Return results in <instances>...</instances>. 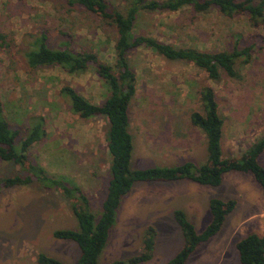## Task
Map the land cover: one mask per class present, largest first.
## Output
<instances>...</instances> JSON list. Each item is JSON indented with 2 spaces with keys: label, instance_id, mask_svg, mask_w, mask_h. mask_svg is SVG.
Segmentation results:
<instances>
[{
  "label": "rangeland",
  "instance_id": "obj_1",
  "mask_svg": "<svg viewBox=\"0 0 264 264\" xmlns=\"http://www.w3.org/2000/svg\"><path fill=\"white\" fill-rule=\"evenodd\" d=\"M108 2L125 12L129 0ZM44 30L50 34L52 48L59 49L69 42L71 47L93 51L102 63L114 66L117 29L92 13L70 8L66 0H0V36H6L9 43L6 50L0 48V89L6 117L23 134L33 123L44 120L46 136L31 148L30 161L44 167L50 176L72 179L90 199L91 210L100 215L112 162L107 141L110 124L106 117L85 120L72 113L70 100L60 91L71 86L90 102L99 104L106 100L109 91L93 69L80 74H69L62 68L31 70L25 53L33 37ZM134 34L153 37L176 48L218 52L253 46L254 53L249 63L237 66L236 78L222 74L215 81L191 63L170 61L146 48L133 50L129 60L137 75V93L129 108V131L134 145L132 169L175 167L177 162L169 164L161 158L171 154L170 148L176 152L180 145L184 149L205 145V134L192 125L191 114L202 112L199 91L206 85L214 88L224 119V159L240 158L262 137L264 26L254 27L245 15L228 18L216 9L201 14L184 9L143 12ZM180 162L191 161L181 157L177 164ZM259 162L264 167V153ZM21 174L24 172L19 166L0 160V177ZM174 183L136 185L137 194L149 193L151 199L160 196L149 205L155 213L132 215L123 210L100 264L140 254L149 227L156 230L150 264H168L181 251L184 233L174 214L169 213L176 200L169 193H178L182 202L196 194L203 201L208 197L235 200L236 209L227 217L222 231L202 245L187 264H241L237 243L251 234L264 235V193L253 175L228 173L219 187H198L187 180ZM210 214L204 210L203 215L197 216L194 211L187 215L197 232L202 233L212 220ZM78 223L71 203L60 192L48 190L38 181L3 189L0 264H39V255L77 264V243L59 240L54 232L75 230Z\"/></svg>",
  "mask_w": 264,
  "mask_h": 264
},
{
  "label": "trees",
  "instance_id": "obj_2",
  "mask_svg": "<svg viewBox=\"0 0 264 264\" xmlns=\"http://www.w3.org/2000/svg\"><path fill=\"white\" fill-rule=\"evenodd\" d=\"M70 8H80L96 15L105 24L117 29L115 43L116 64L101 62L99 56L90 50L75 49L69 42L59 49L49 45L50 34L46 30L34 36L30 49L25 53L31 70L42 68H62L69 74H80L93 69L109 91L102 105H95L75 88L64 86L60 93L70 101L72 113L82 119L106 117L109 121L107 136L112 158L107 194L102 204V212L96 215L91 210V201L82 188L72 179L62 175L50 176L46 169L30 161L31 148L44 140L46 130L41 118L23 134L21 128L14 127L6 117L0 89V160L19 166L24 174L14 177H0V193L3 189L30 185L38 181L48 190L60 192L72 205L79 221V230H59L54 236L63 241H73L80 249L77 264H100V257L106 248L123 198L139 182L172 183L192 181L202 186L219 187L226 174H251L261 185L264 193V167L259 159L264 153V134L253 143L240 158H223L222 140L224 119L219 113L217 95L209 85L199 91L202 112L191 114V123L203 131L207 139L208 159L202 165L193 162L175 167H154L132 169L133 136L130 128L129 108L137 93V75L132 68L129 54L136 49L146 48L170 61L191 63L204 70L211 80L218 81L222 74L230 78L238 76L237 66L249 63L254 47H234L218 52L201 51L196 48H176L159 40L134 34L138 18L143 12H179L190 9L196 14L216 9L219 14L234 18L248 17L254 27L264 26V0H129L125 12L114 8L108 0H66ZM65 35V34H64ZM1 49H7V37L0 36ZM235 200H210L212 220L207 228L198 233L195 225L183 210L174 213L177 224L184 233L185 245L168 264H187L192 255L204 244L210 242L223 229L227 217L236 209ZM156 230L149 227L143 251L128 260L109 264H144L154 256ZM241 264H264V235L251 234L237 243ZM39 264H64L61 261L39 255Z\"/></svg>",
  "mask_w": 264,
  "mask_h": 264
},
{
  "label": "crops",
  "instance_id": "obj_3",
  "mask_svg": "<svg viewBox=\"0 0 264 264\" xmlns=\"http://www.w3.org/2000/svg\"><path fill=\"white\" fill-rule=\"evenodd\" d=\"M104 102H102V104ZM93 104H95V105H102V104H99V103H93ZM130 124H131V122H130ZM204 137H206V136L204 135ZM204 143H205V145L203 144L201 146V148H200V146H194V145H192L189 149H184V148H182L184 146H181L180 145L178 147V149L176 150V152H173L171 150V148H170L169 151L171 152V154L170 153H167L164 156H162L161 158L164 160L165 163H169V164L172 163V162H177L178 163L179 162V158H181V157H183L185 160H189V161H191L193 163L196 162V163H198V165L204 164L203 162H207V159H208V146H207V139L206 138L204 140ZM193 147H195V148H193ZM200 160H201L202 163H199ZM177 163H176L175 166H179V165L183 164L184 162L183 163L180 162L179 164H177ZM132 165H133V159H132ZM166 166L167 165H163L162 167H166ZM167 167H174V165L167 166ZM184 181H186V180H184ZM180 182H183V181H178V182H175L174 184H176V183L178 184ZM139 183H145V182H139ZM191 183H192V181H191ZM136 185L133 187L132 191L127 196H125L123 198L121 207H120V209L118 211L117 221H116L115 226L117 225V223L119 221L120 213L123 210H127L128 212H131L132 215H140V213H144V214L145 213H149V214L155 213L154 211H151L150 210L149 205L153 201L157 200L160 196L159 197L155 196V198H152L151 199L149 193L144 194V195L137 194V191L135 190L136 189L135 188ZM194 185H197L198 187H201L202 186V185L199 186V184H197V183H194ZM202 187H205V186H202ZM169 195H171L173 199H176L175 202L173 203V206L171 207V209L169 211V213H171V214L172 213L174 214L176 210H183L186 214H189V212L190 213H193V211H194V213L197 216L203 215L204 214V210H205V212H207L209 214L211 213V211H209L210 210V200H211L209 197L206 198L203 201V200H199L198 199V197H199L198 195L199 194H196V195H191V199L190 200H186L185 202H182L181 201V198L178 196V193H175V195H172V194L169 193ZM195 196L197 198H194ZM215 198L219 199V197H215ZM162 201H164V200H162ZM190 221L195 225V223L192 220H190ZM75 230H79V223H78V226L75 227ZM108 243H110V240H109ZM107 246H108V244H107ZM236 250H237V245H236ZM139 252L140 251H138V253ZM238 255H239V253H238ZM101 256H102V254H101ZM112 262H115V260L110 261V262H108L106 264H109V263H112ZM150 263L151 262L148 261V262H146L144 264H150Z\"/></svg>",
  "mask_w": 264,
  "mask_h": 264
}]
</instances>
